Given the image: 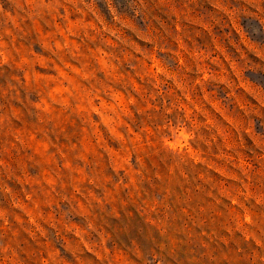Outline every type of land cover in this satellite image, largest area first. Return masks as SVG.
I'll return each mask as SVG.
<instances>
[{
  "label": "rangeland",
  "instance_id": "obj_1",
  "mask_svg": "<svg viewBox=\"0 0 264 264\" xmlns=\"http://www.w3.org/2000/svg\"><path fill=\"white\" fill-rule=\"evenodd\" d=\"M0 264H264V0H0Z\"/></svg>",
  "mask_w": 264,
  "mask_h": 264
}]
</instances>
